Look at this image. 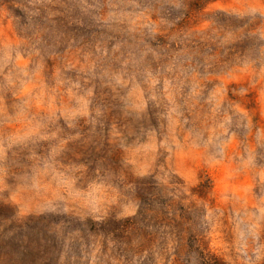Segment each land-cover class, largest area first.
<instances>
[{"label": "rangeland", "instance_id": "374dc122", "mask_svg": "<svg viewBox=\"0 0 264 264\" xmlns=\"http://www.w3.org/2000/svg\"><path fill=\"white\" fill-rule=\"evenodd\" d=\"M262 264L264 0H0V264Z\"/></svg>", "mask_w": 264, "mask_h": 264}, {"label": "trees", "instance_id": "16d2710c", "mask_svg": "<svg viewBox=\"0 0 264 264\" xmlns=\"http://www.w3.org/2000/svg\"><path fill=\"white\" fill-rule=\"evenodd\" d=\"M202 264H223V263L222 262H218V261L203 260ZM262 264H264V261H263Z\"/></svg>", "mask_w": 264, "mask_h": 264}]
</instances>
